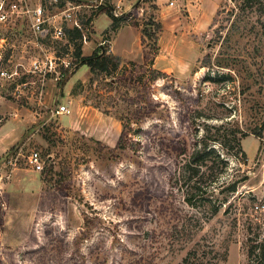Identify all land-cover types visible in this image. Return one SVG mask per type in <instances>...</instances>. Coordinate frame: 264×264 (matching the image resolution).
<instances>
[{
	"label": "rangeland",
	"instance_id": "374dc122",
	"mask_svg": "<svg viewBox=\"0 0 264 264\" xmlns=\"http://www.w3.org/2000/svg\"><path fill=\"white\" fill-rule=\"evenodd\" d=\"M61 1L81 4L91 42L83 55L106 52L119 67L79 65L42 82L31 61L75 45L39 39L24 14L0 22V264H181L191 251L209 264H248V238L264 240V210H253L264 202V0H222L200 31L181 0H134L127 11L108 0L124 18L118 27L141 31L147 63L132 29L116 47L141 62L110 52L116 29L105 32V3ZM61 105L69 112L57 114ZM198 140L228 166L209 156L202 171L219 180L189 204L154 169ZM33 149L43 171L26 163ZM49 192L53 203L41 211Z\"/></svg>",
	"mask_w": 264,
	"mask_h": 264
},
{
	"label": "trees",
	"instance_id": "16d2710c",
	"mask_svg": "<svg viewBox=\"0 0 264 264\" xmlns=\"http://www.w3.org/2000/svg\"><path fill=\"white\" fill-rule=\"evenodd\" d=\"M108 0H106L105 8L106 11L113 19L112 31L117 30L118 23L124 20L123 16H117L111 9L108 7ZM104 6V5H102ZM114 27V28H113ZM115 30V31H116ZM67 38L69 42H72L75 45V55L79 58L80 65H87L90 67L91 72H95V70H99L101 72H105L106 74H110L111 72L115 71L119 67L118 59L114 56L107 55L105 53L95 52L91 55H83V43H82V32L79 29H67ZM146 58V57H145ZM148 62V59H145V63ZM135 65V63H131ZM196 114H200L199 110H195ZM123 130L120 138H119V145L122 146L123 138H124ZM202 140H198L194 143L192 151L189 152L188 145H182L179 148V151L176 155L172 156L171 159L168 161L167 157L163 158L161 163L155 167L154 172L155 175H158L159 178L163 181L164 178L168 176V178L178 185L179 189H181L184 193H186L185 199L189 204H194L193 199L196 198L200 193V191L205 188L206 190L210 189V187H214L215 183L219 180V176L209 177L206 176V172L202 171L203 165H207V160H209V156L214 155L217 160H219L225 167V170L228 166L226 160L221 158L220 154L217 153L215 148H210L208 150V145L201 144ZM176 143V141H173ZM239 146V145H238ZM176 150V148H175ZM239 150L245 155V152L239 147ZM174 161V168L173 172L169 175V171L171 170V162ZM215 163V161H213ZM223 172V171H222ZM209 179V183L206 184V180ZM206 184V185H204ZM229 189L231 191H236L238 182H234L230 185ZM56 192H49L43 194V200L40 204V210H45L53 203L52 199ZM200 201H204L207 199H202L199 197ZM52 201V202H51ZM65 210V208H64ZM219 207H215L213 213L218 212ZM248 264H264V240L260 239L258 236H250L248 238ZM181 264H209L205 260L197 257L196 252L191 251L189 252L186 257L183 259Z\"/></svg>",
	"mask_w": 264,
	"mask_h": 264
},
{
	"label": "built area",
	"instance_id": "2783aa9c",
	"mask_svg": "<svg viewBox=\"0 0 264 264\" xmlns=\"http://www.w3.org/2000/svg\"><path fill=\"white\" fill-rule=\"evenodd\" d=\"M21 1L0 0V22L7 21L10 14H24L27 17L30 30L41 40L68 39L66 30L71 28L79 29L82 32V43H88V37L84 33L85 24L82 23L78 15L81 4L68 5L61 0ZM92 1H97L100 4L106 3V0ZM177 3L178 0H169L168 2L171 7L176 6ZM113 12L119 16L116 8ZM66 24L71 27H66ZM79 65L80 61L75 55V51L70 50L66 55L52 53L33 59L29 71L39 75L42 82H46V80L60 82L72 74ZM17 74L18 71L12 73L7 70L2 71V76L7 78L15 77ZM67 112H69L67 105H61L56 109L57 114ZM26 163L38 172L44 170L45 160L41 151L37 149L31 150L26 155ZM0 179H2L1 175ZM253 210L256 212L264 210V202L255 203Z\"/></svg>",
	"mask_w": 264,
	"mask_h": 264
},
{
	"label": "crops",
	"instance_id": "0c3cea01",
	"mask_svg": "<svg viewBox=\"0 0 264 264\" xmlns=\"http://www.w3.org/2000/svg\"><path fill=\"white\" fill-rule=\"evenodd\" d=\"M111 1L113 2V4H115L114 5L115 7L116 6L122 7V8L125 7V11L131 9V7L134 5L133 3L134 0H111ZM161 1L163 0H159L158 3H160ZM221 2L222 0H181L182 5L184 6L181 9V11L184 12L187 15V17H189L188 20L190 21L191 24L195 23V26H194L195 30L200 31L201 27L203 26V23L212 20V18L215 16L218 6L221 4ZM168 7H171V6H169L168 4ZM101 14H99V16ZM105 15H107L110 18L109 26L105 29V32H107L106 30H111L112 28L113 19L106 10H105ZM125 29H132L136 32L138 36L139 47H140L139 51L142 53V61H143L145 59V53H146L147 46L143 42V36H142L141 31L139 30L138 27H135L133 25L120 26L116 31H114L112 38L108 41L109 46H110V52H112L118 57H121L122 59H128V60H132L136 62H141L140 60H133L128 57H125L122 54H120V52L117 50L116 40L118 39L122 31ZM95 30H96V27H95ZM85 46L83 47V50H85ZM86 55H91V54L86 53ZM199 57H200V53H196L195 57L193 58V61L197 60ZM158 62L160 61L156 60L153 65L156 66ZM164 64L168 65L167 62H164ZM161 70H163L164 72H168L169 68L165 66L164 68L162 67Z\"/></svg>",
	"mask_w": 264,
	"mask_h": 264
},
{
	"label": "water",
	"instance_id": "95a60500",
	"mask_svg": "<svg viewBox=\"0 0 264 264\" xmlns=\"http://www.w3.org/2000/svg\"><path fill=\"white\" fill-rule=\"evenodd\" d=\"M108 7H109L112 11L115 10V7H114L113 5H111V4H108Z\"/></svg>",
	"mask_w": 264,
	"mask_h": 264
}]
</instances>
